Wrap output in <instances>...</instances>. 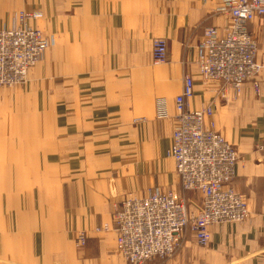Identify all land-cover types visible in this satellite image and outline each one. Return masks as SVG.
Here are the masks:
<instances>
[{
    "label": "crops",
    "instance_id": "1",
    "mask_svg": "<svg viewBox=\"0 0 264 264\" xmlns=\"http://www.w3.org/2000/svg\"><path fill=\"white\" fill-rule=\"evenodd\" d=\"M220 5L0 0V29L17 23L22 10L38 12L31 24L53 38L26 84L0 89V264H128L113 223L128 196L177 190L197 212L201 193L183 191L167 155L185 72L196 81L191 107L214 102L215 129L238 151L233 186L250 212L243 222L209 227L207 260L264 264V69L258 92L247 82L227 99L198 73L204 29L228 22ZM249 29L264 65V17ZM156 37L167 39L166 63L153 61ZM14 98L21 102L15 107ZM158 98L167 102L166 118H157ZM104 224L111 228L96 230ZM83 231L87 241L80 246ZM182 255L165 264H182Z\"/></svg>",
    "mask_w": 264,
    "mask_h": 264
},
{
    "label": "built area",
    "instance_id": "2",
    "mask_svg": "<svg viewBox=\"0 0 264 264\" xmlns=\"http://www.w3.org/2000/svg\"><path fill=\"white\" fill-rule=\"evenodd\" d=\"M204 2L210 0H202ZM227 14L224 27L208 26L198 44V73L208 83L219 84L222 98L238 96L247 82L256 81L264 65L258 60L259 46L249 26L264 17V0H217ZM38 12L20 11L18 21L0 29V86L13 87L29 81L30 69L43 57L53 38L31 24ZM153 61H168L167 39L153 40ZM196 81L185 72L181 92L175 96V129L167 152L175 165L183 191H198L202 201L191 212L187 198L177 190H152L143 197L124 198L113 212L116 247L128 264H146L168 258L182 246L187 228L195 232L200 245H208L212 225L243 222L249 217L245 196L233 186L239 155L236 147L215 129V103L192 108ZM229 96V97H228ZM157 118L169 116L165 98L156 102ZM263 144L259 145L262 148ZM104 224L97 231H107ZM86 232L77 243L84 246Z\"/></svg>",
    "mask_w": 264,
    "mask_h": 264
},
{
    "label": "rangeland",
    "instance_id": "3",
    "mask_svg": "<svg viewBox=\"0 0 264 264\" xmlns=\"http://www.w3.org/2000/svg\"><path fill=\"white\" fill-rule=\"evenodd\" d=\"M256 37V36H255ZM256 40L258 42V46L259 45V41L256 37ZM259 48V47H258ZM22 85H18V86H13V87H0L1 90H4V88H6L7 90H11V89H16L17 87H21ZM16 102L17 104L21 103L19 101H16L14 98V101L12 102L13 107L16 106ZM26 104V101H25ZM185 244H187V246H185ZM206 246L207 245H200L197 242L196 236H195V232L190 228L189 231L185 232V237H184V241L182 246L178 249V251H176L175 254H173L172 256L168 257V258H155L148 263H154V264H165L167 263L168 260H170L171 258L175 257L178 254H183L182 255V264H210L209 261L207 260V250H206Z\"/></svg>",
    "mask_w": 264,
    "mask_h": 264
},
{
    "label": "bare ground",
    "instance_id": "4",
    "mask_svg": "<svg viewBox=\"0 0 264 264\" xmlns=\"http://www.w3.org/2000/svg\"><path fill=\"white\" fill-rule=\"evenodd\" d=\"M125 258V257H124Z\"/></svg>",
    "mask_w": 264,
    "mask_h": 264
}]
</instances>
